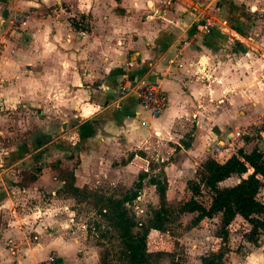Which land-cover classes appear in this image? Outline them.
Returning <instances> with one entry per match:
<instances>
[{"label":"crops","instance_id":"1","mask_svg":"<svg viewBox=\"0 0 264 264\" xmlns=\"http://www.w3.org/2000/svg\"><path fill=\"white\" fill-rule=\"evenodd\" d=\"M10 12L22 14L24 20L11 25ZM78 15L86 17L90 31L71 26L68 18ZM260 15L264 16V0H0V139L9 113L17 108L25 113L35 110L38 116L32 119L45 135V146L33 145L34 153L54 146L57 125L68 131L71 148L82 146L75 176L89 177L93 169H106L120 175L144 172L149 177L162 170L165 198L169 193L179 197L187 191L186 181L174 178L193 179L207 157L221 161L236 147L246 153L257 147L264 156ZM205 18L211 23L206 32L199 27ZM98 26L105 31L114 27L129 37L120 34V45H101L99 54H92ZM183 39L188 44L180 46ZM121 50L130 51V67H123ZM97 64L102 73L94 76ZM93 79L98 80L96 87L82 85ZM118 82L128 87L155 83L166 95L163 111L151 117L138 106L134 90L119 94ZM89 108L95 111L86 114ZM83 120L92 123L94 132L78 140V122ZM7 155L17 161L29 154L15 149ZM147 157L161 161L157 172ZM237 180L230 176L218 185ZM146 184L157 198L153 185ZM258 196L264 203V187ZM7 207L8 196L0 193V212L5 213L0 220V257H10L1 263L34 264L52 251L57 264H87L80 240L60 229L44 230V219L25 215L14 220ZM19 221L23 227H17ZM28 231L34 233L31 238ZM195 239L199 247H207L204 238ZM241 245L239 250L232 248L228 237L230 250L223 264H264V230L256 246L248 241ZM193 252L183 264H199L201 253L192 256Z\"/></svg>","mask_w":264,"mask_h":264},{"label":"rangeland","instance_id":"2","mask_svg":"<svg viewBox=\"0 0 264 264\" xmlns=\"http://www.w3.org/2000/svg\"><path fill=\"white\" fill-rule=\"evenodd\" d=\"M21 18L24 20L23 16ZM68 19L70 24L71 20L79 21L81 28L90 31L88 21H84L86 17L83 18L78 15ZM257 20L260 22L264 21V16L260 15L257 17ZM8 21L11 25L16 23L13 12H10L8 15ZM113 28H109L108 31L101 29L99 26L95 28L94 36L96 38L91 44H95L96 47H90L92 54L93 52L99 54L101 45H105L107 48H109L110 44L114 46L115 44L120 45L121 43H117L120 34L123 37H129L128 33L125 34ZM84 33L86 34V32ZM86 51L89 52V50ZM87 52L84 54L85 60H88L89 54ZM121 52L125 57L122 64L123 67H130V65H127L130 51L121 50ZM114 61L115 63L118 62L116 58H114ZM96 67L93 70L96 74L94 76L102 73V66L97 64ZM98 84L97 79L82 83L83 86L86 85L89 88L96 87ZM47 115L52 114L48 113ZM35 116H38L35 110L25 113L21 108H17L14 112L9 113V121L4 126L5 133L0 139V193L8 196L7 215H12L14 220H19V217L25 215L30 216L29 218H33L34 220L44 219L45 223L41 224L44 230H52L51 232H54L60 229L61 232L77 238L82 243L79 245L80 248L87 251V264H99V254L104 251H107L108 257L116 264H124L122 259L117 258L120 248L119 240L114 237V232L106 226V221L97 213L96 203L98 202V197L102 196L121 197L137 181L138 173L132 171L133 174L120 175L110 170L106 171V169H93L89 177L74 175V184L78 187L85 186L90 192L89 198L78 201V197L72 196L71 193L65 190L64 181L66 180L67 172H73L74 167H76L78 153L82 146L71 148L73 140L67 137L66 133L68 131L66 132L65 128L60 130L56 125L55 132L57 133L53 137L55 139L51 140L54 146L51 144L52 146L40 155L34 153L35 150L33 148L35 147L33 145L38 148L45 146L42 144L45 135L42 129L38 125H35V121L32 119ZM60 147H64V149L61 150ZM24 148L27 150L26 152L23 150ZM15 149H18L20 154L27 153L29 155L22 160L16 161L12 158L13 156L10 157L7 155ZM3 154H6V158L2 157ZM121 158L118 157L119 161ZM147 159L150 160L149 164H155V166L153 164L155 172L161 168V161H153L150 157H147ZM112 163L117 164L115 161ZM174 179L175 181L188 180L187 177ZM146 181L147 176H143L141 179L142 186L138 191V196L132 201L125 203L128 214L132 215L136 221L141 222H144L151 214V209L158 205L157 198L148 189ZM174 186L176 188L178 185L175 184ZM188 194L190 192L187 189L183 195L180 193L179 197L172 193H169L168 197L166 196L168 215L166 216V220H164L165 230L158 231L150 229L148 231L146 237L147 251L171 252L175 258L183 259L184 263L186 260L190 261V258H192L190 257V252L193 250L195 252L192 253V256L193 254L196 255L197 252L202 255L210 248L218 246V239L215 236L219 230L218 215L211 220L202 218L199 222H194L193 219L196 213L177 212V208L188 198ZM198 200L205 203L207 201L206 193L203 192L201 197H198ZM12 210L14 212L13 214ZM4 214L0 212V220ZM50 218L53 221L49 222ZM18 224L21 227L24 226L23 222L19 221L17 227H19ZM249 227L250 225L244 223L240 218H234L228 226L229 245L232 248L239 250L242 247L241 242H247L244 234L249 230ZM33 234L32 231H28L26 236L31 238ZM21 238L16 239L17 241L14 240L13 245L19 244ZM195 238H200V240L204 238L207 242V247H204L205 245L199 247L198 245L201 243L197 242ZM187 255H189V260L187 259ZM48 256H52L54 259L53 264H57L55 263L56 255L52 251L47 252L42 259L36 261L34 264L46 261ZM5 259L7 260L4 261L6 263L10 261V257H0V261ZM14 259L16 260V258ZM169 259L167 255L153 256L150 264H168ZM0 264L3 263L0 262Z\"/></svg>","mask_w":264,"mask_h":264},{"label":"trees","instance_id":"3","mask_svg":"<svg viewBox=\"0 0 264 264\" xmlns=\"http://www.w3.org/2000/svg\"><path fill=\"white\" fill-rule=\"evenodd\" d=\"M71 24L76 30L83 29L79 21L71 20ZM78 123V139L93 134L94 128L89 120ZM242 139L247 141L245 136ZM242 174L245 176L242 177ZM143 176L144 172H139L132 188L127 189L121 197L102 196L98 197L96 203L97 213L119 240L117 258L122 259L124 264H150L153 256L167 255L170 258L168 264H183V259L175 258L171 252L146 250L148 231L165 230L164 220L168 215L165 198L167 182L162 170L147 177V182L153 185L157 195V207L151 209V214L144 222L136 221L127 212L125 203L138 196ZM230 176H236L237 182L227 186L218 185L220 181ZM65 179V190L78 197V201L90 197L87 187H78L74 184L75 177L72 171L67 172ZM185 186L190 196L179 205L178 213H196L194 222H199L202 218H211L215 214L219 216V230L215 235L218 246L200 255L199 264H223V258L230 250L227 242L228 226L236 216L250 225L244 234L246 241L257 245L258 236L264 230V203L258 196L259 190L264 187V156L257 147H253L248 153L241 147H236L229 151L227 156H223L221 161L207 157L194 171V178L186 180ZM203 192L207 195L205 203L198 200ZM99 261V264H116L108 257L107 251L99 254Z\"/></svg>","mask_w":264,"mask_h":264},{"label":"built area","instance_id":"4","mask_svg":"<svg viewBox=\"0 0 264 264\" xmlns=\"http://www.w3.org/2000/svg\"><path fill=\"white\" fill-rule=\"evenodd\" d=\"M21 16L17 13H14V21H21ZM211 23L209 22L208 18H205L203 22L199 25L200 29L203 31H208ZM234 36V34H231ZM188 44L187 39H183L180 41V46H184ZM3 48V42L0 40V54ZM127 65H130V62H127ZM180 66V65H178ZM134 90L136 94V100L140 109L148 112L151 117H155L160 114L166 104V95L164 91L160 89L155 83L153 82H140L135 87H128L125 86L123 83H117V90L119 94L123 95L127 93L129 90ZM140 124L143 126L145 125L144 120L140 121ZM54 259L52 256H48L46 261L38 262V264H53Z\"/></svg>","mask_w":264,"mask_h":264},{"label":"clouds","instance_id":"5","mask_svg":"<svg viewBox=\"0 0 264 264\" xmlns=\"http://www.w3.org/2000/svg\"><path fill=\"white\" fill-rule=\"evenodd\" d=\"M92 111H95V109L94 108H89V109L86 110V114H88V113H90Z\"/></svg>","mask_w":264,"mask_h":264}]
</instances>
